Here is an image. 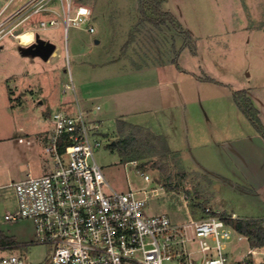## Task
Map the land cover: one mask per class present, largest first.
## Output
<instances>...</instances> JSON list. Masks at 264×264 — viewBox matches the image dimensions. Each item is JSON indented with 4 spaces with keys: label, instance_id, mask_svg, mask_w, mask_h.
I'll list each match as a JSON object with an SVG mask.
<instances>
[{
    "label": "rangeland",
    "instance_id": "1",
    "mask_svg": "<svg viewBox=\"0 0 264 264\" xmlns=\"http://www.w3.org/2000/svg\"><path fill=\"white\" fill-rule=\"evenodd\" d=\"M28 1L0 0V139H5L0 141V185L5 184V188L0 189V229L5 234V246L12 245L5 247V252H0V255L17 253L29 264H41L48 251L45 245L18 246L34 239L30 220L3 221L4 212H11L15 208V195L8 183L30 171L41 174L51 167L45 147H37L36 143L27 144L26 140H35V136L30 135L26 139L19 132V127L32 129L45 125L47 128L49 124L42 123L44 115L41 109L46 113L45 105L51 108L50 116L59 109L66 112L65 105L60 106L58 101L62 99L73 103L75 95L80 96L79 90L74 93L79 80L90 82L93 77L117 72L124 65H160L158 72L161 79L176 77L171 86L177 99H183L180 114L182 125L169 126V131L171 135L173 132L176 135L177 141L173 140L172 145L180 151L182 158L172 153H146L142 158L131 160L136 162L135 166L131 161L125 162L118 147L114 146L116 140L121 138L113 114L114 102L87 93L84 95L88 109L85 111L86 117L100 124L99 139L102 142L101 147L95 150L94 158L108 183L118 191L129 187L141 190L140 195L147 196L145 211L148 214L165 213L177 222L188 221V211L193 218L204 213V208L211 206L213 194V203L226 209H256V198L245 197L214 174L213 168L223 173L226 170L224 158L217 153V141L222 133L216 129L218 126L221 128L222 120L208 119L206 113L208 116L210 111L215 110L227 113L232 102L231 86L219 83L216 76L221 79L232 76L246 83L247 80L252 81L260 68L264 67V0H163L162 10L173 14L180 27L189 31L190 39L185 48H182L185 38L179 30L170 26L158 29L140 22L139 0H72L90 8L92 18L89 23L94 26L95 32L70 27L66 34L62 24L38 30L39 21L52 15L60 17L61 4L58 0H49L47 4L42 2L38 13L31 17L28 16L33 7L27 5ZM32 30L35 35L60 48L59 56L51 65H44V59L37 55H22L26 46L28 54L32 51L28 47L33 40ZM13 35H16L15 38ZM126 41L129 43L123 51ZM193 47L194 53L190 50ZM178 51L181 53L177 58L181 72L171 62ZM66 52L70 55L68 60ZM75 52L84 62L100 61L103 57H113L115 61L123 62L96 67L85 63L79 67ZM56 54L54 51L50 58ZM247 73H251L250 78ZM204 77L216 82L201 80ZM66 85H70V89ZM5 88L11 105L16 106L9 111L6 109L8 100ZM48 98L50 104L46 100ZM40 100H46V104L42 106ZM96 104L101 109L96 114L91 113L90 107ZM139 119L149 121L154 127L155 123L161 125L164 118L162 112H155ZM129 127L127 125L125 130ZM154 129L159 128L155 126ZM132 131L140 138L153 134L141 127ZM17 134L22 135L25 142H19ZM148 140L160 145L159 141ZM203 150L205 153L208 150L215 152L221 166L208 165L211 156L208 160L204 158ZM199 161L207 165L204 167ZM145 174L150 178L149 183L144 180ZM143 189L148 193L144 194ZM152 189L156 194L150 193ZM230 242H235L234 246L229 247L230 253L234 247L238 251L247 249L246 242L237 241L234 233ZM228 252V259L230 255L237 254L229 255ZM193 255L198 257L199 254ZM254 258L258 259L257 256Z\"/></svg>",
    "mask_w": 264,
    "mask_h": 264
},
{
    "label": "built area",
    "instance_id": "2",
    "mask_svg": "<svg viewBox=\"0 0 264 264\" xmlns=\"http://www.w3.org/2000/svg\"><path fill=\"white\" fill-rule=\"evenodd\" d=\"M58 1L60 17L39 21L38 30L61 23L64 31L75 27L95 32L88 6ZM42 2L49 0L27 2L33 7L28 17L38 13ZM31 32L33 40L28 44L35 40ZM98 108L90 109L91 113ZM49 121L46 151L51 167L8 183L15 208L4 215L9 222L31 221L34 239L18 246H47L41 264H233L225 252L232 231L226 216L208 207L203 217L183 223L172 222L166 214H148L147 196H141V190H115L97 164L94 152L102 145L98 122L87 119L80 109L76 113L55 111ZM130 163L135 166L136 162ZM143 177L150 182L148 175ZM150 191L156 194L155 189ZM258 255L264 257V249L250 247L234 264H256ZM0 264L29 263L20 254L7 253L0 255Z\"/></svg>",
    "mask_w": 264,
    "mask_h": 264
},
{
    "label": "crops",
    "instance_id": "3",
    "mask_svg": "<svg viewBox=\"0 0 264 264\" xmlns=\"http://www.w3.org/2000/svg\"><path fill=\"white\" fill-rule=\"evenodd\" d=\"M47 4V3H46ZM61 24V23H60ZM70 28V27H69ZM41 30V29H40ZM68 32L65 31V34ZM68 50V48H67ZM66 50V51H67ZM56 56L54 58H48L47 60H43L44 65H51L55 58L59 56L60 48L55 47ZM181 54V53H180ZM179 54V56H180ZM23 56H30L31 54H25L22 52ZM79 53H74V56L77 58L76 65L82 67L85 63L88 66L96 67V66H107L113 63L123 62L122 60H116L112 58L103 57L100 61H81L79 60ZM178 56V58H179ZM70 57L69 53L66 52V59L68 60ZM160 65H150L144 66L141 68L136 67H129L128 65H124L123 69H120L114 73H106L101 74L93 79H90V82L86 80H79L77 89H75L74 93L79 90L80 96L78 97L75 95V100L70 102L69 100H60L58 101L60 106L65 105L67 108L66 112L69 113H76L78 109L82 111L88 110L86 108L87 100L84 97L87 93H92L100 98H103L105 101L114 102L113 114L117 120H122L128 124L139 126L144 129H149L154 135L163 136L165 139L167 146L171 152L178 153L179 157L182 158L180 155V151L178 149L173 148L172 142L173 140L177 141L176 135L173 132L172 135L169 131V126L176 127V125H180V114L181 112V101L177 99V97L173 93V88L171 86L172 82L176 79V77L168 80L159 77L158 69ZM103 68V67H102ZM106 68V67H105ZM187 72H193L191 69L188 70L187 68L182 67ZM181 72V70H179ZM184 71V70H183ZM184 72H182L183 74ZM196 74V73H195ZM18 75V74H12ZM11 75V76H12ZM247 77H251V73H247ZM219 83H224L230 85L232 90H244L246 95L251 100L253 106L258 112V117L264 126V67L260 68L259 72L256 73L255 78L250 81L247 80L246 83H243L241 80H236L235 77H226V78H218ZM187 79V78H186ZM193 79V78H189ZM223 80V81H220ZM233 83H232V82ZM186 80H184V83ZM24 83V82H22ZM90 86L88 87V85ZM15 85V84H14ZM19 85V84H17ZM7 86V83H5ZM179 87V86H178ZM171 90H170V89ZM6 92V101L8 103L6 105V109L9 111L14 109L16 106H12L9 97L7 94V88H5ZM181 90L180 88H178ZM186 88H184L185 90ZM231 99L232 102L229 104V110L227 113H222L217 110L210 111V115L206 113V117L208 119L222 120L221 128L217 127L216 131L221 132L222 134L218 137V152L221 158H224V166L226 170L224 173L219 169L213 168L214 174L222 178L223 180L227 181V185L234 189L245 197L256 198L258 202H256V209L254 207L245 209L238 208L233 209H226L224 206L217 205L213 203L215 195L211 197V206L210 208L213 212L223 213L227 217H231L233 219H259L263 221L264 227V140L256 131V129L252 126L250 121L246 118V116L239 110L238 106L236 105L235 101L233 100L232 92H231ZM47 102L50 104L49 98L46 99ZM45 100V101H46ZM44 100H40L39 104L44 106ZM59 106V107H60ZM98 106V110L101 109L100 105L96 104L93 105L91 108ZM57 107L56 109H59ZM46 113L41 109L44 115L42 117V123H48L49 126L46 128L45 125L41 126H34L36 128H25L23 126L19 127V132L23 133L24 137L28 138L30 135L35 136V140L27 139L29 143L32 144L36 143L37 147H45L46 150V143H47V135L49 130L51 129L50 119V110L51 108L45 105ZM50 109V110H49ZM60 110V109H59ZM58 111V110H57ZM49 112V113H47ZM55 112V111H54ZM155 112H162L163 122L162 124H154L159 129H154L149 121L144 119H139L140 117H145L146 114H152ZM97 111L95 112V114ZM200 116L202 114H199ZM198 115V118H199ZM201 118V117H200ZM182 120V119H181ZM166 121V123L164 122ZM216 124V123H215ZM182 125V124H181ZM213 129V128H212ZM17 139L23 138L22 135L17 134ZM5 139L1 138L0 141ZM26 140V141H27ZM174 141V142H175ZM21 142V141H19ZM22 142H25L22 141ZM215 152L208 150L205 153L203 150V156L207 160H209L208 165L213 166L214 164L221 166L219 156L217 157ZM216 155V156H215ZM208 156V157H207ZM214 157L216 159H214ZM203 160V159H202ZM222 161V159H221ZM200 165L204 166L207 165L204 161H199ZM204 164V165H203ZM226 164V165H225ZM228 168V169H227ZM49 169V168H48ZM32 173V171H30ZM27 174V173H26ZM25 174V175H26ZM24 175V176H25ZM18 178L21 179L24 177ZM16 179V180H18ZM13 181V180H12ZM11 182V181H10ZM10 187V186H9ZM5 188V184L0 185V189ZM256 210V211H255ZM165 214V213H162ZM5 212L3 214V221L5 223L4 218ZM204 213H201L198 217L193 218L190 211H188V217L192 219H198L203 217ZM168 216V215H167ZM170 218V217H169ZM171 219V218H170ZM172 221V219H171ZM174 223H183L172 221ZM185 222V221H184ZM2 223H0L1 226ZM231 226V225H230ZM231 237L232 233L237 235V241L244 240L247 244L246 250L238 251L235 247L232 249L230 253L229 247L234 246L235 242H230L231 238L226 242V249L230 254H235V256H229V262L235 263L240 260L243 254L250 248L248 239L245 235L236 231L232 226ZM239 236H242L239 238ZM233 244V245H232ZM264 249V247H262ZM0 252H5V234L1 232L0 229ZM226 252V254H227ZM228 256V255H227ZM258 259L256 264H263L264 257L261 255L257 256Z\"/></svg>",
    "mask_w": 264,
    "mask_h": 264
},
{
    "label": "trees",
    "instance_id": "4",
    "mask_svg": "<svg viewBox=\"0 0 264 264\" xmlns=\"http://www.w3.org/2000/svg\"><path fill=\"white\" fill-rule=\"evenodd\" d=\"M163 0H139V11H140V22L148 23L155 28L160 29L163 26H170L173 29L179 30L185 38V42L182 48L187 47V41L190 39V34L188 30L182 29L180 27L179 22L175 18L173 14L169 11H164L161 8ZM129 41H126L122 47L124 51L127 47ZM181 48V49H182ZM192 53L195 52L194 47L190 49ZM178 51L176 56L172 59V63L181 70L179 64L177 62V58L179 55ZM148 66V65H145ZM144 67V66H143ZM136 68H141V66H137ZM201 80H206L210 82H216L210 77L201 78ZM233 100L238 106L239 110L246 116V118L250 121L252 126L256 129L259 135L264 140V126L262 125L258 112L253 106L251 100L246 95L244 90H235L232 91ZM129 125L130 127L125 130V127ZM138 129L139 126L128 124L122 120L116 121V129L120 134V139L116 140L115 145L118 147L120 156L124 159L125 162L142 158L144 154H173L178 155L176 152H171L167 146V143L163 136L149 134L146 135L148 138L153 139L154 141H159L160 145L156 143H151L148 138H140L132 130ZM225 216L224 214H221ZM227 217V216H226ZM225 221L231 225L236 231L245 235L248 239L249 245L251 248L254 247H264V227L263 221L259 219H233L231 217L225 218ZM264 264V263H263Z\"/></svg>",
    "mask_w": 264,
    "mask_h": 264
},
{
    "label": "water",
    "instance_id": "5",
    "mask_svg": "<svg viewBox=\"0 0 264 264\" xmlns=\"http://www.w3.org/2000/svg\"><path fill=\"white\" fill-rule=\"evenodd\" d=\"M95 43H98V40H95ZM28 47H31V55H37L44 60H47L55 50V45L49 41L44 40L43 38L35 35V40L33 43L29 44ZM23 52L28 54L27 46L24 48ZM114 144V142H112Z\"/></svg>",
    "mask_w": 264,
    "mask_h": 264
}]
</instances>
